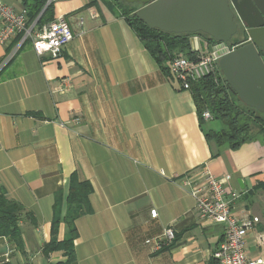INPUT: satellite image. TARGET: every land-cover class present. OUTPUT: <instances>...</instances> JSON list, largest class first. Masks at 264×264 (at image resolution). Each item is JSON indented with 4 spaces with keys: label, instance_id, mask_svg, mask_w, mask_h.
Wrapping results in <instances>:
<instances>
[{
    "label": "crops",
    "instance_id": "0c3cea01",
    "mask_svg": "<svg viewBox=\"0 0 264 264\" xmlns=\"http://www.w3.org/2000/svg\"><path fill=\"white\" fill-rule=\"evenodd\" d=\"M91 1L52 3L54 18L63 16L73 32L57 58L29 43L15 55L18 45L0 43V60L15 55L0 78V188L24 208L23 248L0 237V264L65 260L41 250L56 195L63 216L73 178L92 191L91 211L75 220L72 264H211L223 228L200 217L184 184L201 167L231 176L242 192L237 207L264 233V141L231 148L208 140L222 128L200 123L192 92L164 73L121 16ZM167 227L173 241L155 249ZM67 237L61 221L56 238ZM249 241V253H258Z\"/></svg>",
    "mask_w": 264,
    "mask_h": 264
},
{
    "label": "trees",
    "instance_id": "16d2710c",
    "mask_svg": "<svg viewBox=\"0 0 264 264\" xmlns=\"http://www.w3.org/2000/svg\"><path fill=\"white\" fill-rule=\"evenodd\" d=\"M98 1L92 0L89 5ZM103 1L108 9L125 20L143 43L145 49L172 80L174 79L169 74L168 65L174 56L181 54L192 60L196 58V51L191 44L193 35L204 36L214 42V39L201 32L175 34L150 28L137 17L131 16L134 11L141 7L140 3H126L123 0ZM21 5L27 10L28 25L35 23V27L39 28L54 18L53 4L47 3V0H21ZM20 38L21 35L15 37L11 41V46L17 45ZM28 43L30 44V39L27 38L19 45L15 55ZM15 55L6 63L4 59L0 60V78L3 77L5 68ZM189 90L192 92L201 124L204 122L201 115L205 109L210 111L213 119L220 118L222 121L224 128L219 131H208L206 133L208 140H214L218 145H228L231 148H235L253 138H260L264 141V114L244 105L238 100L236 95L228 88L220 69H216L214 73L207 74L198 80L190 81ZM237 103L240 104L238 105ZM239 117H242L244 121L239 123ZM254 130L255 132L252 133ZM91 191L92 186L87 180L79 181L73 178L66 196V210L63 216H61V195H56V203L53 207L51 220V237L41 250L44 256H48L55 251H61L65 256V260L55 264H72L75 261L74 241L78 236L75 220L80 215L91 211L88 204V195ZM23 210L22 205L8 199L4 190L0 188V237L8 238L19 250L23 248L18 224ZM25 215L31 222H34L30 212H26ZM61 221L67 227L68 237L59 241L56 238V234L58 224ZM1 264L10 263L4 262ZM211 264H217L212 256Z\"/></svg>",
    "mask_w": 264,
    "mask_h": 264
},
{
    "label": "built area",
    "instance_id": "2783aa9c",
    "mask_svg": "<svg viewBox=\"0 0 264 264\" xmlns=\"http://www.w3.org/2000/svg\"><path fill=\"white\" fill-rule=\"evenodd\" d=\"M58 0H47L53 3ZM96 18V12L90 11ZM27 10L23 7L16 8L0 0V43L11 42L21 35L18 46L30 39L32 49L38 55H48L57 58L61 55L65 45L72 39L73 32L63 16L55 17L52 21L41 27L35 23L28 25ZM81 24V21H79ZM192 38L202 40L205 51L193 47L196 51L195 60L184 55H176L169 62V74L178 83L181 89L189 90L190 81L198 80L207 74L214 73L218 68L221 54L232 50V45L209 41L205 37L193 35ZM211 46L208 51L207 46ZM204 121L212 120V114L205 109L201 115ZM231 176L222 177L212 174L207 167H201L194 173L193 178H186L184 184L194 199L195 208L201 218L219 224L223 228L222 238L218 241L212 252V257L217 264H264V233L256 230V218L246 210L244 205L237 207L242 192L230 185ZM151 216L156 215V210H150ZM249 238L254 247L259 251L254 255L249 253ZM174 239L171 227L164 229L163 234L156 240L155 249H160L170 244Z\"/></svg>",
    "mask_w": 264,
    "mask_h": 264
},
{
    "label": "water",
    "instance_id": "95a60500",
    "mask_svg": "<svg viewBox=\"0 0 264 264\" xmlns=\"http://www.w3.org/2000/svg\"><path fill=\"white\" fill-rule=\"evenodd\" d=\"M123 1L140 3L141 7L131 16L167 33L201 32L217 42L230 44L238 23L241 24L249 39L221 54L218 68L238 100L264 114V0ZM191 44L201 52L206 49L197 38H192ZM207 49L212 48L209 45Z\"/></svg>",
    "mask_w": 264,
    "mask_h": 264
},
{
    "label": "flooded vegetation",
    "instance_id": "af4514ba",
    "mask_svg": "<svg viewBox=\"0 0 264 264\" xmlns=\"http://www.w3.org/2000/svg\"><path fill=\"white\" fill-rule=\"evenodd\" d=\"M236 21H237V19H236ZM205 38L207 39V37H205ZM248 39H249V37H248V34L246 33V29L241 24L238 23L237 32L234 35V37L232 38V42L230 44H228V45H232V47H235L238 44L246 42ZM209 41H211V40H209ZM258 51H259L260 54H262V50L261 49L258 48Z\"/></svg>",
    "mask_w": 264,
    "mask_h": 264
},
{
    "label": "rangeland",
    "instance_id": "374dc122",
    "mask_svg": "<svg viewBox=\"0 0 264 264\" xmlns=\"http://www.w3.org/2000/svg\"><path fill=\"white\" fill-rule=\"evenodd\" d=\"M96 3H101V4L105 5V2L103 0H99V2H96ZM237 104L239 105L240 103H237ZM243 121H244V119L242 117H239V121L238 122L241 123ZM208 122H209L208 124H212V127H214V128H217V129L224 128L220 118L212 119V120H210ZM254 132H255V130L252 131V133H254Z\"/></svg>",
    "mask_w": 264,
    "mask_h": 264
}]
</instances>
